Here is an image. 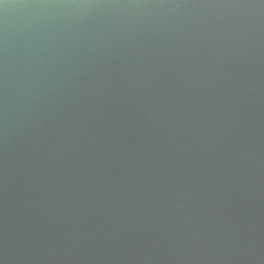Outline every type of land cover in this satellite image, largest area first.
Returning a JSON list of instances; mask_svg holds the SVG:
<instances>
[{
  "label": "water",
  "instance_id": "obj_1",
  "mask_svg": "<svg viewBox=\"0 0 264 264\" xmlns=\"http://www.w3.org/2000/svg\"><path fill=\"white\" fill-rule=\"evenodd\" d=\"M0 264H264V0H0Z\"/></svg>",
  "mask_w": 264,
  "mask_h": 264
}]
</instances>
